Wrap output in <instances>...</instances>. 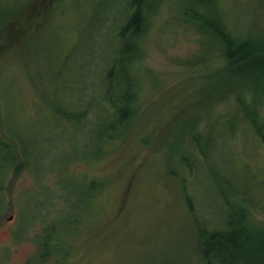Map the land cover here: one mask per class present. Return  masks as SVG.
<instances>
[{"label":"rangeland","instance_id":"rangeland-1","mask_svg":"<svg viewBox=\"0 0 264 264\" xmlns=\"http://www.w3.org/2000/svg\"><path fill=\"white\" fill-rule=\"evenodd\" d=\"M130 3L0 0V137L12 140L16 153L13 165L10 153L0 148V200L6 206L0 213V264H201L192 223L207 224L210 218L218 225L224 203L221 207L203 169L187 175L182 192L166 169L173 153L185 154L183 136L230 116L238 95L248 105L253 92L260 94L251 107L264 119V79L226 81L216 75L206 84L222 65L219 58L183 65L195 47L193 35L173 28L170 20L184 0L159 3L138 51L126 63L129 75L121 69L114 75L111 60L120 45L115 36ZM215 6L237 34L264 43V0H215ZM114 76L112 100L129 101L119 102L127 90L133 113L115 139L92 148L96 140L89 124L113 118L101 90L109 94L108 79ZM75 104L93 106L79 126L66 117ZM245 133V127L238 129L236 141L224 142L219 162L214 161L227 176L244 166L264 172V150ZM89 139L93 143L85 148ZM93 182L83 209H92L94 216L85 217L79 238L62 233L71 238L70 254L63 259L51 254L45 263L31 258L39 252L45 222H67L60 216L65 201L76 199L71 190ZM185 191L193 216L182 202ZM247 207L252 222L264 230V214Z\"/></svg>","mask_w":264,"mask_h":264},{"label":"trees","instance_id":"trees-1","mask_svg":"<svg viewBox=\"0 0 264 264\" xmlns=\"http://www.w3.org/2000/svg\"><path fill=\"white\" fill-rule=\"evenodd\" d=\"M161 1L131 0L126 23L119 27L115 36L116 42H119L115 43L120 45L116 47L119 50L111 60V63L115 64L114 75L117 69H121V72H127L129 75L126 63L138 51L139 41L147 33L152 15ZM184 2L185 6L180 7L179 15L170 20L173 28L184 27L187 34L193 35L192 40L195 47L186 57L183 65L196 67L219 58L222 65L217 73L214 71L207 76L212 79L206 84L211 83L216 75L217 78L222 76L226 81L249 80L256 82L264 79L263 41L237 34L225 22L223 12L215 6V0H184ZM115 59L116 63H114ZM112 73L111 71L110 74ZM114 78L115 76L108 79V95L104 88L101 90L102 99H105L109 105L108 116L113 118H108L104 122L100 121L98 117L95 122L88 123L92 126L96 140V146H92V148L99 149L102 142L110 143L115 139L118 129L119 131L124 130V126L133 113L130 109L131 96L127 90L124 95L120 94L119 102L123 98L125 100L128 98L129 101L119 104L112 100L109 90ZM106 82L107 80L104 79L101 85ZM126 85L127 83H125V87ZM206 96L204 95L203 98ZM260 98V94L253 92L252 103L247 105L242 96L238 95L235 110L230 116L215 120L208 128L204 129V132L185 134L183 136L185 137L183 141L185 154L173 153L175 158L170 162V167L166 169L167 173L170 170L169 173L180 181L181 192L186 184L188 186L187 175L191 174L190 178L197 176L199 169H203V178L211 184L213 191L222 199L221 207L224 203V213L221 220L218 221V225L213 224V219L210 218L207 219V224L192 223V236L199 250L201 264H264V230L252 222L247 207L252 204L260 213L264 214V195L262 196V192L264 193V172L260 173L244 166L240 170L231 171L230 176H227L219 171L214 164V161L219 162L224 142H235L238 136L237 131L241 127H245V134H249L255 140L256 143L253 145H258L264 150V119H259L251 107ZM92 108L93 106L75 104L74 112H66V117L69 118V122L74 121L78 126L82 125L86 120L85 116L90 113ZM11 133L14 136V129ZM135 138L138 139L139 135H135ZM20 141L23 142L22 137ZM92 143V139L87 140L85 148H90ZM0 148L10 153V163L14 165V159H16L14 142L12 140L5 141L0 137ZM17 156L24 163L28 162L18 151ZM20 165L14 166L15 172L19 170ZM0 176L2 178L1 174ZM2 185L1 180L0 192H3ZM95 187L96 183L93 182L84 188L71 190L76 199L65 201L60 216L64 215L67 222L46 221L47 226L44 227L43 234L38 235L39 252L36 250L35 255L31 258L45 263L50 260L51 254H54L58 259H63L70 254L72 250L68 241L71 238L64 237L62 233L74 232L71 237L75 238H79L78 236L83 233V227L87 226L84 223L87 221L85 217H88L92 210L89 209L88 213L84 212L83 202L87 201ZM226 191L229 194L232 192L233 195L227 198ZM182 196H184L182 202L185 208H190L188 215L193 216L192 199L186 191ZM5 207L4 201L1 199L0 213ZM61 241L67 242L65 245H55Z\"/></svg>","mask_w":264,"mask_h":264}]
</instances>
